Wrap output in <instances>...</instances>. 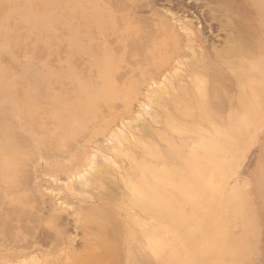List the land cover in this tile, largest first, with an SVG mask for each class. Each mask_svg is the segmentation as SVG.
Listing matches in <instances>:
<instances>
[{"label": "rangeland", "instance_id": "rangeland-1", "mask_svg": "<svg viewBox=\"0 0 264 264\" xmlns=\"http://www.w3.org/2000/svg\"><path fill=\"white\" fill-rule=\"evenodd\" d=\"M192 2L0 0V228L32 238L27 254L2 248L20 254L1 250L0 264H264V20L250 26L248 66L228 70L234 82L202 83L218 90L212 108L191 63L226 33ZM153 18L185 37L145 83L153 50L137 39L124 53L123 40L138 24L158 28ZM17 214L33 222L20 227Z\"/></svg>", "mask_w": 264, "mask_h": 264}, {"label": "bare ground", "instance_id": "bare-ground-1", "mask_svg": "<svg viewBox=\"0 0 264 264\" xmlns=\"http://www.w3.org/2000/svg\"><path fill=\"white\" fill-rule=\"evenodd\" d=\"M104 1V0H103ZM109 1V0H108ZM110 1H112V0H110ZM166 1V0H165ZM168 1V0H167ZM170 1V0H169ZM114 2V1H113ZM125 2V1H124ZM127 2V1H126ZM172 2V1H171ZM122 3V2H121ZM121 3H120V5H121ZM151 3V2H150ZM157 3V2H156ZM193 3V2H192ZM191 3V4H192ZM125 4H128V3H125ZM173 4V3H172ZM178 4L179 3H175V5L176 6H178ZM117 5V4H116ZM151 5V4H150ZM124 6V5H123ZM126 6V5H125ZM124 6V8H126ZM129 6H131L132 8H131V10L133 9V7L134 6H136V4L134 3V2H130L129 3ZM138 6H140V4L138 5ZM114 7V6H113ZM143 6H141V7H138L139 9H141ZM192 7L193 8H197V9H200L201 8V10H202V18H203V20H204V22H209V26L208 27H210V28H213L214 30L216 29L217 31H220V32H222V33H226V35H225V40H224V46H223V48L220 50V51H217V52H210V55H207L206 56V58L204 57H202V59H200V58H197V56L194 58L195 60H193V63H191L192 64V72L193 73H196V74H198V75H200L201 77L197 80V83H200V86H201V88H199V90L200 89H205L204 88V86H203V84L202 83H205L206 81H205V78H208V77H210L211 78V82H212V84L214 83V82H216V80H218V78H220V76L222 75V76H224V77H226V78H229L230 79V81H231V83L232 82H234V77H233V75L232 74H229V69H230V67H232L234 64H237L239 67H243L244 66V59H246L247 57H249V58H252L253 59V57H250L251 55H252V53L250 54V56H249V51L251 52V50H249V47H251V48H253L254 46V43H253V38H252V36H254L253 34H252V32H251V30H250V26H255V23L257 22V21H259V20H264V0H194V3L192 4ZM117 8V7H116ZM115 7H114V9H116ZM123 8V9H124ZM129 8V7H128ZM136 8V7H135ZM144 8V7H143ZM142 8V9H143ZM185 8V7H184ZM138 9V10H139ZM180 9V8H179ZM126 10H129V9H127L126 8ZM135 10V9H134ZM182 10H183V8H182ZM185 10V9H184ZM119 11V10H118ZM125 11V10H124ZM133 11V10H132ZM132 11H131V13H132ZM181 11V10H180ZM130 12V11H129ZM135 12V11H134ZM189 12V11H188ZM132 14H135V13H132ZM131 14V17L133 16ZM129 14H127V16H128ZM156 15V14H155ZM158 15V14H157ZM156 15V16H157ZM124 16V15H123ZM126 16V17H127ZM130 16V15H129ZM128 16V17H129ZM136 16V15H135ZM160 16V15H159ZM247 16L248 17H250V19H248L247 18ZM106 17V16H105ZM120 17V16H119ZM131 17H129V18H127V21L128 20H130V18ZM134 17V16H133ZM117 18V17H116ZM125 18V17H124ZM148 18V17H147ZM157 18V17H156ZM120 19V18H119ZM132 19V18H131ZM135 19L136 18H134V24H135ZM146 19V18H145ZM149 19V18H148ZM150 19H151V17H150ZM153 19H155V18H153ZM118 20V19H117ZM122 20V19H121ZM141 20V19H140ZM156 20V22H157V20L158 19H155ZM201 20V19H200ZM131 21H133V19L131 20ZM142 21V20H141ZM143 21H144V19H143ZM150 21V20H149ZM153 21V20H152ZM158 21H160V20H158ZM124 22V21H123ZM123 22H121V23H123ZM138 22V21H137ZM146 22L147 23H150V22H148L147 20H146ZM154 22V21H153ZM119 23V22H118ZM131 23V22H130ZM133 23V22H132ZM140 23V22H139ZM147 23H145L144 22V25H147ZM155 23V22H154ZM157 23H155V25H154V27L156 26V27H158V28H154L153 26H152V24H149V26H150V28L151 27H153L154 29H150V30H152L151 32H153L155 35L156 34H158V35H156L157 37L155 38V36L154 35H148V36H144L143 35V33H145L144 32V30H146L147 29V27H146V29H145V26L143 27L144 28V30L141 28V26H142V24L140 25V27L138 26V25H136L135 26V29L137 28V30H135L134 31V36H133V33L131 32V36H133L132 38H130V37H127L126 39H124L123 37V48H124V53H126V51H131L130 49H131V47H132V43H134V44H137L136 42L138 41L139 42V45H141V43L142 44H144V48L145 49H143V50H145V52H147V55L150 53L149 51H152L153 50V52H152V54L150 53V57L151 58H148V56H147V58L150 60V64H151V59H153L154 61H155V64H154V66L155 67H153L155 70H156V72L154 73V71H153V73L152 72H150V71H152V70H154L152 67V70H146V72H144V73H142L140 70H139V72H141L143 75L145 74V78H143V75H141L140 77H142L143 79H149V80H151L152 78H154V75L156 74V76H158V74H161V72H163L162 71V69L165 67V65H166V61H168V60H165V58H166V55L168 54V55H173V56H171L170 57V60L172 59V57H177V56H179V51H180V37H179V34H181V33H179V32H177L176 31V29H175V27H173L172 25H170V24H168V21H160L159 22V24L158 25H156ZM259 25V24H258ZM118 26H119V24H118ZM121 26V25H120ZM207 27V26H206ZM207 27V28H208ZM263 27V26H262ZM252 28V27H251ZM201 29V28H200ZM147 30H149V28L147 29ZM146 30V31H147ZM150 30H149V33L150 34H152L151 32H150ZM141 31V32H140ZM142 31H143V33H142ZM148 32V31H147ZM255 32V31H254ZM140 33H142V38L143 39H140L141 38V36L139 37V35H141ZM179 33V34H178ZM203 33V32H202ZM120 34V33H119ZM146 34V33H145ZM147 35V34H146ZM181 35H183V34H181ZM123 36H124V34H123ZM128 36V35H127ZM144 36V37H143ZM154 36V37H153ZM184 37H185V35H183ZM190 36V35H189ZM188 36V37H189ZM126 37V36H125ZM184 37H182V38H184ZM187 37V38H188ZM210 37V36H209ZM255 37V36H254ZM213 38V37H212ZM138 39V40H137ZM202 39V38H201ZM112 40V39H111ZM127 40V41H126ZM143 40V41H142ZM181 40H183V39H181ZM205 40V39H204ZM184 41H186V40H184ZM188 41V40H187ZM190 41V40H189ZM145 42H146V44H145ZM150 42H151V44H150ZM190 42H192V41H190ZM183 43V42H182ZM184 43H186V42H184ZM189 43V42H188ZM187 43V44H188ZM133 44V47L134 46H136V45H134ZM190 44V43H189ZM146 45V46H145ZM115 46V45H114ZM142 47H143V45H141ZM117 47V46H116ZM116 47H114V48H116ZM121 47V46H120ZM129 47V48H128ZM142 47H138V49L139 48H141L142 49ZM187 47V46H186ZM209 47V46H208ZM171 48V50H172V52H170L171 50H169ZM181 48H183V47H181ZM117 49V48H116ZM118 49H119V47H118ZM127 49H129V50H127ZM134 49L135 48H133V51H134ZM211 49H212V47H211ZM137 50V49H136ZM160 50L162 51H164V57H163V52H160ZM183 50V49H182ZM117 51H119V50H117ZM138 51V50H137ZM137 51L135 52V53H137ZM140 52H143L142 50L140 51ZM157 52L160 54L161 53V55H162V57H163V59H162V57H161V55H159L158 56V54H157ZM182 52V51H181ZM185 52V51H184ZM184 52H182L183 53V56H184ZM255 52H256V50H255ZM144 53V52H143ZM133 54V53H132ZM131 53H130V55H132ZM141 54L142 53H140V56H139V59H140V57H141ZM181 54V53H180ZM189 54V53H188ZM188 54H186V55H188ZM198 54V53H197ZM127 55H128V53H127ZM126 55V56H127ZM137 55H139V52H138V54ZM167 55V56H168ZM200 55H202V54H200ZM181 56H182V54H181ZM128 57H129V55H128ZM131 57V56H130ZM132 57H133V55H132ZM142 57H143V54H142ZM141 57V58H142ZM157 57L158 58H161V60L160 61H158V63L156 62V60L155 59H157ZM169 57V56H168ZM200 57V56H199ZM146 57L144 58L143 57V59L145 60V62L147 63V65H148V63H149V60L147 59ZM126 59H128V58H126ZM138 59V58H137ZM169 59V58H168ZM129 60V59H128ZM169 60V61H170ZM174 60V59H173ZM254 60H255V56H254ZM131 61V60H130ZM134 61H136V59L134 60ZM134 61H132L131 63H133ZM137 61H139V60H137ZM141 61V60H140ZM139 61V64H141V62H143V61H141L140 62ZM144 62V63H145ZM178 62V61H177ZM186 62V61H185ZM130 63V62H129ZM188 63V62H187ZM180 64V63H179ZM190 64V63H189ZM254 64V63H253ZM138 65V64H137ZM136 65V66H137ZM144 65V64H143ZM169 64H167V66H168ZM136 66H134V67H136ZM150 66H152V65H150ZM190 66V65H189ZM189 66H188V68H189ZM248 66V65H247ZM247 66H244V67H247ZM133 67V66H132ZM168 67H170V65L168 66ZM172 67V66H171ZM170 67V68H171ZM257 67V66H256ZM137 68V67H136ZM143 68V67H142ZM165 69H166V67H165ZM236 69V68H235ZM247 69H249V68H247ZM137 70V69H136ZM172 70V69H171ZM129 71V70H128ZM127 71V72H128ZM243 71V70H242ZM130 72H132V70L130 71ZM182 72V71H181ZM248 71L246 70H244V72H241L239 75H238V77H237V75H234L236 78H237V81L238 82H244L245 80H247L249 77H251V76H248L249 74L247 73ZM122 73V72H121ZM133 73H134V71H133ZM221 73V74H220ZM135 74H136V72H135ZM216 74H220L219 75V77L216 75ZM126 75V74H125ZM161 75H163V74H161ZM184 75V74H183ZM155 76V77H156ZM221 76V78H223ZM138 77V76H137ZM160 77V76H159ZM119 78H121V77H119ZM126 78V77H125ZM139 78V77H138ZM185 78V77H184ZM154 79H156V78H154ZM158 79V78H157ZM140 80L144 83V81L140 78ZM148 80V81H149ZM226 80V79H225ZM122 81V80H121ZM154 81V80H153ZM221 81V80H220ZM223 81V80H222ZM120 82V81H119ZM126 82V81H125ZM150 82V81H149ZM168 82V81H167ZM208 82H210V81H208ZM145 83H147V80L145 81ZM144 83V84H145ZM184 83V82H183ZM188 84V83H187ZM206 84V83H205ZM146 85V84H145ZM148 85V84H147ZM232 85V84H231ZM126 86H127V84H126ZM169 86H172V85H169ZM199 86V85H198ZM256 87V86H255ZM197 89H198V87H197ZM256 89V88H255ZM198 90V91H199ZM211 91H212V93L210 94L209 92H210V89H209V92L208 93H206V92H204L203 90L201 91H199V93H200V95H201V92H204V94L206 93V96H208V99H207V102H208V106L209 107H214L215 106V104L216 103H213V101L215 100L214 99V94L218 91L217 89H216V87L214 86V87H212V89H211ZM199 93H198V95H199ZM214 95V96H213ZM218 96V95H217ZM263 96V95H262ZM198 98V97H197ZM201 99H203L202 98V95H201V97H200ZM213 99V100H212ZM200 100V99H199ZM204 100V99H203ZM203 100H200L201 102L203 101ZM199 104H200V102H199ZM219 105V104H218ZM216 107H217V105H216ZM220 108V107H219ZM218 110H220V109H218ZM191 112H192V110H191ZM207 112V111H206ZM211 113V112H210ZM203 114V113H202ZM205 114V113H204ZM203 114V116H205ZM209 114V113H208ZM220 115V114H219ZM210 116V115H209ZM212 117V116H211ZM214 117H216V116H214ZM218 118H220L219 116H218ZM211 119H213V118H211ZM221 119V118H220ZM208 120V119H207ZM8 127H12V126H8ZM22 131V130H21ZM3 139V138H2ZM14 140H16L17 141V139L15 138ZM2 142V141H1ZM4 142V141H3ZM1 144V143H0ZM6 144H9V143H6ZM12 145V144H11ZM1 146V145H0ZM6 147V146H5ZM81 159V158H80ZM80 161V160H79ZM77 162V161H76ZM72 163V162H71ZM52 164V163H51ZM72 165H73V163H72ZM77 165V164H76ZM75 165V166H76ZM52 166V165H51ZM54 166V165H53ZM77 167V166H76ZM51 168V167H50ZM69 168H70V166H69ZM18 169V168H17ZM21 169V168H20ZM19 169V170H20ZM49 169V168H48ZM47 169V170H48ZM63 169V168H62ZM27 170V169H26ZM75 170V169H74ZM76 170H78V169H76ZM61 171V170H60ZM59 171V172H60ZM25 172V171H24ZM29 172V171H28ZM15 174H17L16 173V171H15ZM25 174L27 175V173L25 172ZM18 175V174H17ZM28 177V176H27ZM15 179V178H14ZM1 180V179H0ZM3 182H5V181H3ZM7 182V181H6ZM15 182H16V180H15ZM18 182V181H17ZM0 184H1V182H0ZM3 184V183H2ZM23 185H25L24 183H22ZM1 186V185H0ZM3 186H5V185H3ZM14 186H17L16 185V183H15V185ZM7 187H8V185H7ZM12 187L13 186H11V189H12ZM24 187V186H23ZM3 188V187H2ZM18 188H19V186H18ZM9 189V188H8ZM19 190V189H18ZM20 190H22L21 188H20ZM1 191H3V190H1ZM5 191V190H4ZM3 191V192H4ZM8 191H10V190H8ZM12 191H14V190H12ZM23 191V190H22ZM3 192H1V194L3 193ZM11 192V191H10ZM15 192V191H14ZM29 192V191H28ZM39 192V191H38ZM12 193V192H11ZM27 193V192H26ZM8 194V193H7ZM37 194V193H36ZM4 195V194H3ZM27 195H29V194H27ZM26 195V196H27ZM38 195V194H37ZM7 196V195H6ZM9 196V195H8ZM36 196V195H35ZM10 197V196H9ZM2 198V197H1ZM30 198V197H29ZM35 198V197H34ZM33 198V201L35 200ZM30 199H32V198H30ZM17 200V199H16ZM8 201V200H7ZM28 201V200H27ZM10 202V201H9ZM21 202V201H20ZM7 203V202H6ZM23 203V202H22ZM15 204V203H14ZM6 205V204H5ZM8 205V204H7ZM24 205V204H23ZM18 206V205H17ZM21 206V205H20ZM4 207V206H3ZM8 207H9V205H8ZM19 207V206H18ZM18 207H16V210L13 208V206H12V208L14 209V210H12V211H17V208ZM6 208V207H5ZM11 208V207H10ZM23 208V207H22ZM25 208H27V207H25ZM24 208V209H25ZM36 208V207H35ZM4 209V208H3ZM2 209V210H3ZM9 209V208H8ZM18 209H21V207H19ZM11 210V209H10ZM9 210V211H10ZM26 210V212H27V210H29V209H25ZM36 210V209H35ZM34 210V211H35ZM96 210V209H95ZM7 211V210H6ZM5 211V212H6ZM22 211V210H21ZM33 211V212H34ZM100 211V210H99ZM11 212V211H10ZM9 212V213H10ZM23 212V211H22ZM26 212L24 213L23 212V214H26ZM32 212V211H31ZM31 212H28V213H30L31 214ZM93 212V211H92ZM95 212V211H94ZM18 213V212H17ZM28 213H27V215H28ZM34 213H36V212H34ZM99 213V212H98ZM0 214H1V212H0ZM4 214V213H3ZM7 214H8V211H7ZM10 214H12V215H15L13 212H11ZM22 214V213H21ZM29 214V215H30ZM96 214V213H95ZM102 214V213H101ZM5 215H6V213H5ZM9 215V214H8ZM56 215V214H55ZM58 215V214H57ZM97 215V214H96ZM1 216V215H0ZM3 216V215H2ZM7 216V215H6ZM18 216V214L15 216V218H16V221L18 222V224H19V226L21 227L22 225H25L26 226V223L28 222V224H30L29 222L31 221V220H29V216L27 217V216H25V220L27 219V220H29V221H27V222H25L24 224H23V220H24V218L22 217V218H19V217H17ZM32 217H33V214L31 215ZM35 216V215H34ZM40 216V215H39ZM95 216V215H94ZM27 217V218H26ZM32 217L30 218V219H32ZM1 218V217H0ZM6 218V217H5ZM5 218H3V219H5ZM35 218V217H34ZM33 218V219H34ZM42 218V217H41ZM40 217H39V219H41ZM60 218V217H59ZM98 219V218H97ZM1 220H2V218H1ZM9 220H11V219H9ZM35 220V219H34ZM56 220V219H55ZM96 220V219H95ZM15 221V220H14ZM36 221V220H35ZM53 221V220H52ZM58 221H59V219H58ZM31 222H33V220L31 221ZM39 222V221H38ZM38 222H36V223H38ZM53 222H56V221H53ZM2 223H3V221H2ZM11 223H12V220H11ZM61 223V222H60ZM144 223V222H143ZM8 224L10 225V223H7V226H8ZM32 224H35V223H32ZM54 224V223H53ZM16 225L17 224H14V226L16 227ZM57 225V224H56ZM1 226V225H0ZM19 226H17L18 228H19ZM28 226V225H27ZM51 226V225H50ZM58 226H59V224H58ZM58 226H57V228H58ZM11 227L12 228H14L15 229V227H13L12 225H11ZM23 227V226H22ZM33 227V226H32ZM36 227H38V226H36ZM5 228H7V229H9L8 227H5ZM5 228H0V229H2L1 231H2V233L4 234V236H5V233L7 232V234H6V238L7 237H9L10 238V244H9V240H8V238H7V242L6 241H3V243H4V246H2L1 245V249H0V251L2 250V248L3 249H7L8 251H9V248L11 249L10 251H16L15 250V248H24L22 251H24V253H28L29 252V250L31 249L30 247V244H29V242L27 241V240H30V239H32V238H29V239H24V241H22V243L20 242V241H14L15 239H14V234H12L13 236H10L9 235V231L7 230V229H5ZM24 228V227H23ZM94 228V227H93ZM98 228V227H97ZM101 228V227H100ZM30 230H31V227L29 228ZM49 229V228H48ZM47 229V230H48ZM106 229V228H105ZM6 232H5V231ZM11 230V229H10ZM27 230H28V228H27ZM45 230V229H44ZM52 230V229H51ZM58 230H60V229H58ZM25 231H26V228H25ZM49 231V230H48ZM61 231V230H60ZM27 232V231H26ZM44 232V231H43ZM51 232V231H50ZM1 233V232H0ZM1 233V234H2ZM52 233V232H51ZM50 233V234H51ZM108 233V232H107ZM45 234H46V236H42V241H44L45 242V239H46V237H48L47 236V234H48V232H45ZM52 234H56V233H52ZM177 234V233H176ZM53 235V236H54ZM57 235V234H56ZM109 235V234H108ZM107 235V236H108ZM1 236L2 235H0V238H1ZM51 236V235H50ZM58 236H60V235H58ZM58 236H56V238H59ZM30 237V236H29ZM109 237V236H108ZM14 240H13V239ZM50 238V237H49ZM53 238V237H52ZM55 238V239H56ZM159 238V237H158ZM157 238V239H158ZM13 240V241H12ZM58 240V239H57ZM60 240H61V238H60ZM59 240V241H60ZM104 240V239H103ZM59 241L58 242H56V244L58 243L59 244ZM160 241V240H159ZM0 242H1V239H0ZM62 242V241H61ZM150 242H151V244L152 245H155L156 243H154L155 241L153 240V241H151L150 240ZM5 243H7V244H9V247H7V245L5 244ZM158 243V242H157ZM32 245V244H31ZM159 246V245H158ZM157 246V247H158ZM27 247H29V249L27 248ZM35 247V246H34ZM93 247V246H92ZM162 247V246H161ZM20 248V249H21ZM25 248H27V249H25ZM97 248V247H96ZM95 248V249H96ZM5 251V252H8V251ZM25 250H27V252H25ZM109 249H107V251H108ZM3 251V253H2V255L1 256H3L4 257V250H2ZM21 251V252H22ZM98 251H100V249L98 250ZM14 252H12V253H9L10 254V256L14 259V256L17 254H14ZM16 252H18V250L16 251ZM1 253V252H0ZM110 253V252H109ZM4 254V255H3ZM8 254V255H9ZM18 254H20V251H19V253ZM17 254V255H18ZM7 255V256H8ZM107 255H108V253H107ZM10 256H8V257H10ZM23 256V255H22ZM103 256H105V253H104V255ZM6 257V256H5ZM10 257V258H11ZM17 257V256H16ZM109 257V256H108ZM110 258V257H109ZM96 259V258H95ZM102 259H104V258H102ZM106 259H107V257H106ZM2 260H5L6 261V258L5 259H2ZM0 262H1V260H0ZM7 263V262H6Z\"/></svg>", "mask_w": 264, "mask_h": 264}]
</instances>
